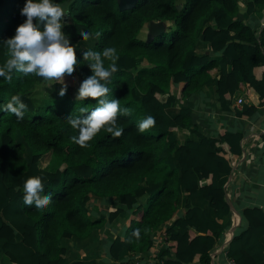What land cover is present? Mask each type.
<instances>
[{
  "label": "trees",
  "instance_id": "obj_1",
  "mask_svg": "<svg viewBox=\"0 0 264 264\" xmlns=\"http://www.w3.org/2000/svg\"><path fill=\"white\" fill-rule=\"evenodd\" d=\"M66 4L64 33L80 61L64 97L59 83L51 86L52 101L36 103L35 85L42 78L13 72L0 77V256L7 264H63L64 240L86 239L95 228L122 210L91 216V197L114 198L126 215L120 234L105 245L111 264H125L133 252L144 254L154 232L165 222L162 264H207L208 251L221 238L229 204L222 176L240 155L239 130H203L193 119L186 98L212 83L217 101L231 102L236 91L246 99L235 115H251L264 104V50L255 27L239 14L259 11L264 0H54ZM25 0H0V66L8 59L4 41L15 34ZM163 19L167 29L137 37L149 21ZM36 22L41 30L43 22ZM91 33L88 40L80 31ZM100 32L99 37L95 36ZM199 42L207 45L198 50ZM117 50L118 71L108 87L109 99L120 100L131 115H120L123 135L113 138L101 130L82 148L67 116L92 109L96 101L76 99L80 82L91 75L82 53ZM105 67L110 63L104 60ZM13 95L27 104L24 117L3 111ZM152 115L155 126L144 133L138 121ZM177 134H181V138ZM43 157L56 164L41 165ZM40 176L44 194H52L43 210L23 202V183ZM141 199V200H139ZM243 226L225 245L236 264L264 261V209L241 207ZM139 229V238L133 231ZM157 258L147 263L156 264ZM0 264H3L0 261ZM69 264H96L94 259Z\"/></svg>",
  "mask_w": 264,
  "mask_h": 264
},
{
  "label": "clouds",
  "instance_id": "obj_2",
  "mask_svg": "<svg viewBox=\"0 0 264 264\" xmlns=\"http://www.w3.org/2000/svg\"><path fill=\"white\" fill-rule=\"evenodd\" d=\"M20 11L26 19L17 25L15 34L4 41L8 59L0 66V77L10 82L14 71L25 76L35 74L47 81L48 87L59 83L61 87L58 95L64 97L68 89L65 76L71 77L81 64L77 60L75 46L63 31L64 18L70 14L68 5L54 0H25ZM34 21L43 22V29ZM78 34L83 40H88L92 35L83 30ZM100 35V32L95 33L96 37ZM116 53L114 47H106L102 51L86 50L82 53L92 74L80 82L76 99L84 101L91 98L96 101V106L92 109L82 106L79 108L80 115L66 117L68 124L78 132L71 137L72 141L82 148L88 147L89 142L102 129L113 138L121 137L124 129L118 125V117L131 115L129 108L121 107L119 99H109L111 90L107 85L118 71L116 62L119 57ZM105 59L110 61L107 67ZM27 107L20 95H13L3 106V111L21 120ZM155 123V118L147 115L138 121L137 127L139 132L144 133L154 127ZM23 202L28 206L34 205L38 210L51 204L52 194H44V182L40 176H28L24 180ZM133 235L139 238L140 230H134Z\"/></svg>",
  "mask_w": 264,
  "mask_h": 264
},
{
  "label": "crops",
  "instance_id": "obj_3",
  "mask_svg": "<svg viewBox=\"0 0 264 264\" xmlns=\"http://www.w3.org/2000/svg\"><path fill=\"white\" fill-rule=\"evenodd\" d=\"M263 9L239 14L247 23L255 27L263 13ZM147 26V25H144ZM148 29V26H147ZM148 31V30H147ZM198 50H206L207 45L199 42ZM246 99L240 91H236L227 105L220 104L212 90V83L205 84L194 91L186 98L191 107L194 121L208 133H213L218 127H225L231 130H239L242 133L240 144L241 152L232 166L231 171L223 175V186L225 197L229 204V212L226 217V224L221 238L213 244L211 264H224L223 248L236 229L243 226L240 215L241 207L258 206L264 209V156L263 145L260 142L263 135L260 130L264 126V110H256L251 115H235L234 107ZM46 164L42 162L41 165ZM48 164V162H47ZM46 164V165H47ZM141 200V199H139ZM89 214L91 216L106 214L109 209L122 208L111 221L105 222L99 228L92 230L91 235L86 239L69 237L64 240L65 252L63 264H69L72 260L80 259L89 261L94 259L96 264H111L112 260L105 253V245L116 234H120L123 228V221L126 215L123 205L114 198L91 197L89 199ZM169 221L163 223L153 234V237L160 235ZM153 242L155 241L152 240ZM159 245L160 249L164 244L155 241L154 247ZM150 253V247L144 251L145 255ZM0 261L7 264L5 258L0 256Z\"/></svg>",
  "mask_w": 264,
  "mask_h": 264
},
{
  "label": "built area",
  "instance_id": "obj_4",
  "mask_svg": "<svg viewBox=\"0 0 264 264\" xmlns=\"http://www.w3.org/2000/svg\"><path fill=\"white\" fill-rule=\"evenodd\" d=\"M255 28H256L258 34L260 35V38H261V41L263 44L262 48L264 50V10H263V13H262L257 25L255 26ZM259 110H264V104L261 107H259ZM257 111H258V109H257ZM260 134L263 135L260 142L263 145L262 152H263V156H264V126L260 130ZM165 236H166V232L163 231L162 233L160 232V235H156L155 237H153V240L155 239V241L159 244H164ZM155 241L151 242V244L149 246L150 247V253L148 255L142 254L140 252H136V253L133 252L132 254L129 255V257L125 258V260H124L125 264H138L141 261H146L147 263H150V262H152L153 258L154 259L157 258L156 264H162L163 258L159 257V253H160L161 249H160L159 245L154 247ZM212 253H213V249L211 248L208 251L209 259H208L207 264H211ZM223 257H224V264H236L235 260L231 256L227 255L225 247L223 248ZM260 264H264V261Z\"/></svg>",
  "mask_w": 264,
  "mask_h": 264
},
{
  "label": "rangeland",
  "instance_id": "obj_5",
  "mask_svg": "<svg viewBox=\"0 0 264 264\" xmlns=\"http://www.w3.org/2000/svg\"><path fill=\"white\" fill-rule=\"evenodd\" d=\"M130 1H132V0H120V3L121 4H128ZM158 21H159V23H161L163 29L168 28L167 27L168 22L165 23V21L163 19L158 20ZM147 30H148L147 26H142L137 32V37L142 39V40H149L151 38V34ZM145 36H146V38H145ZM71 78L72 77L65 76L64 79L66 82H70ZM47 84H48V82L42 79L40 82H38L35 85V88H34L35 91L33 93V98H34V101L36 103L47 102V101L49 102V101L53 100L54 92L52 91L51 87L47 86ZM177 135H178V137L181 138V134H177ZM43 160H44V158L41 157L40 161L45 163V161H43ZM47 162H48V164H47L48 166H54L56 164L55 163L56 161L52 158H50L49 161H47Z\"/></svg>",
  "mask_w": 264,
  "mask_h": 264
},
{
  "label": "water",
  "instance_id": "obj_6",
  "mask_svg": "<svg viewBox=\"0 0 264 264\" xmlns=\"http://www.w3.org/2000/svg\"><path fill=\"white\" fill-rule=\"evenodd\" d=\"M148 26V32L151 35H156L159 34L162 31V25L161 23H159V21H149L147 23Z\"/></svg>",
  "mask_w": 264,
  "mask_h": 264
}]
</instances>
